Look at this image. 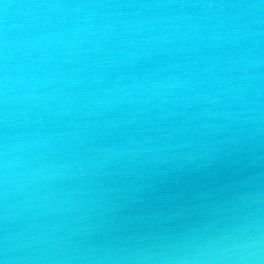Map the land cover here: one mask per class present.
Returning <instances> with one entry per match:
<instances>
[{
  "label": "water",
  "instance_id": "95a60500",
  "mask_svg": "<svg viewBox=\"0 0 264 264\" xmlns=\"http://www.w3.org/2000/svg\"><path fill=\"white\" fill-rule=\"evenodd\" d=\"M0 264H264V0H0Z\"/></svg>",
  "mask_w": 264,
  "mask_h": 264
}]
</instances>
